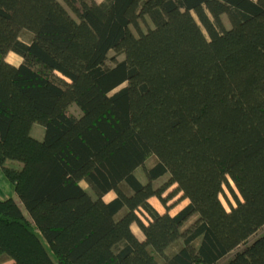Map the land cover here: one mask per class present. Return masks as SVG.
Masks as SVG:
<instances>
[{
    "label": "trees",
    "instance_id": "16d2710c",
    "mask_svg": "<svg viewBox=\"0 0 264 264\" xmlns=\"http://www.w3.org/2000/svg\"><path fill=\"white\" fill-rule=\"evenodd\" d=\"M0 172V264H264V0H0Z\"/></svg>",
    "mask_w": 264,
    "mask_h": 264
},
{
    "label": "rangeland",
    "instance_id": "374dc122",
    "mask_svg": "<svg viewBox=\"0 0 264 264\" xmlns=\"http://www.w3.org/2000/svg\"><path fill=\"white\" fill-rule=\"evenodd\" d=\"M94 1H96V2H100V1H102V0H94ZM69 12L71 13V15H72L73 17H75V15H74L71 11H69ZM223 19H224V23H225V25H226L227 27H229V26H230V23H229V21H228L227 16H226V15H223ZM151 27H153V24H152V22L150 21V19H148V17H146V20H145L144 23L142 24V30H143V31H146L148 28H151ZM130 28H131V30L133 31V33H134L135 35H137V32H136L135 28H134L133 26H131ZM27 36H28V35H27ZM27 36H26V35H23V38H26ZM123 57H124L123 54H118V55H117L114 51H110L109 54H108V59H107L106 63H107L108 65H113V64L115 63V61H117V60H121V59H123ZM6 59H7L8 61L14 63V64H17V63H19V62L21 61V57L18 56V55H16L15 53H13V52H11V51H9V52L7 53V55H6ZM122 85H124V84H122ZM122 85H120V86H122ZM120 86H119V87H120ZM119 87H117V88H119ZM69 108H70V110H71L74 114H76V115H79V114H80V110L78 109V107H77L75 104L72 103V104L69 106ZM38 129H39V131L42 132L43 129H44V127H43L41 124H39V123L36 122V123H34L33 126H32V133H33V135H37V133H38ZM154 161H155V157H154V156H151V157H149V158L146 160L145 165H146V166H149V165H151ZM134 172H135V175H136L141 181H143V182L146 181V178H145V175H144V171H143V167H142V166L138 167ZM168 177H169V175L162 176L161 178L157 179V180L153 183V185H154L155 187H159V186L163 185V184L167 181ZM230 183H231V186L233 187V189L235 190V192L238 194L236 188L234 187V184H233L232 182H230ZM81 184H82V186H83V187H84V188H85V189H86L91 195H93L91 189L89 188V186H88L84 181H82ZM174 186H175V185H172V186L168 187V189L163 193V195H166V194H167L168 192H170L171 190H174ZM109 192H112L113 195H115V192H114V191H109ZM109 192H108V193H109ZM150 199H151V201H152L157 207H159V209H160L161 211H165V206L162 204V202H161L156 196H152ZM221 199H222L224 205H225L227 208H229L231 205H234V204L236 203V201H235V197H234L233 193H231L227 187H225L224 192H223L222 195H221ZM186 202H187V199L182 198V197H181V193H176V194L173 195L171 198L166 196V204L169 206V212L172 213V214H173L174 212L178 211L182 206H184V205L186 204ZM151 204H152V203H151ZM153 206H154V205H153ZM154 207H155V206H154ZM196 218H197V214H194V215H192L191 217H189V218L185 221V223L183 224L182 230H183V231L187 230V229H188V228L194 223V221L196 220ZM133 228H134L135 232L137 233V235H139V237L141 238V237H142V233H141V231L139 230L138 226H137L136 224H134V225H133ZM263 232H264V226H262V227L259 229V231H257V233H256L253 237H251V238L248 240L247 243L240 245V246L238 247V249H239V250L242 249L246 244H248L249 242H251L255 237H258V236H259L260 234H262ZM234 254H235V251L229 253L228 256H232V255H234Z\"/></svg>",
    "mask_w": 264,
    "mask_h": 264
},
{
    "label": "crops",
    "instance_id": "0c3cea01",
    "mask_svg": "<svg viewBox=\"0 0 264 264\" xmlns=\"http://www.w3.org/2000/svg\"><path fill=\"white\" fill-rule=\"evenodd\" d=\"M31 134L33 135L32 133V129H31ZM43 134H44V129L43 131H39L38 129V133L37 135H33L34 137L38 138V139H42L43 137ZM115 195H113L112 192H109V193H106L105 196H104V199L105 200H110L114 197ZM14 198L15 200H17L16 196H15V192H14V187L5 179V177L2 175V173L0 172V198L1 199H7V198ZM151 198V197H150ZM149 198V201L152 203V205L155 206V208L160 211V212H163L159 209V207H157L152 201L151 199ZM18 201V200H17ZM177 212V211H176ZM175 213V212H174ZM133 225L132 224V230L133 232L137 235V233L135 232L134 228H133ZM137 237H139V235H137ZM143 237V236H142ZM141 237V239H142ZM140 238V237H139ZM229 255V254H228ZM226 256L224 257L223 259L219 260L218 263L216 264H220L222 262H224L226 259H228L229 257L231 256Z\"/></svg>",
    "mask_w": 264,
    "mask_h": 264
}]
</instances>
